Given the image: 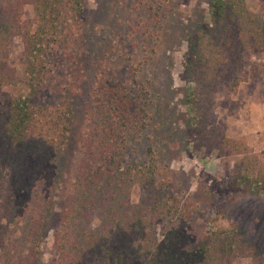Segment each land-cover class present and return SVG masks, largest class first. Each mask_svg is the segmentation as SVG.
Wrapping results in <instances>:
<instances>
[{"label": "trees", "instance_id": "1", "mask_svg": "<svg viewBox=\"0 0 264 264\" xmlns=\"http://www.w3.org/2000/svg\"><path fill=\"white\" fill-rule=\"evenodd\" d=\"M88 1L0 0V90L14 88L0 102V264H40L54 219L57 256L49 264H86L87 258L101 264H229L240 255L264 264L235 221L208 225L195 237L184 223L187 202L164 198L173 195L161 177L168 167L162 111L153 80L140 72L151 56L136 65L131 57L126 64L111 62L119 50L116 38L108 44L97 38ZM125 2L140 8L143 39L154 45L149 38H161L171 0ZM206 3L207 20L186 31L183 76L191 90L184 100L194 113L183 135L188 144L211 150L239 142L219 129L213 107L205 109L198 91L233 90L245 80L240 52L252 36L249 27L264 39V6L251 13L246 0ZM25 4L32 19L21 18ZM111 12L112 6L103 15ZM13 35L23 44L19 74L5 60ZM87 83L76 155L67 168L62 159L78 119L73 97ZM204 102L214 104L208 96ZM255 182L264 192V172ZM133 184L143 190L135 203L128 197ZM221 201L214 208L227 219Z\"/></svg>", "mask_w": 264, "mask_h": 264}, {"label": "rangeland", "instance_id": "2", "mask_svg": "<svg viewBox=\"0 0 264 264\" xmlns=\"http://www.w3.org/2000/svg\"><path fill=\"white\" fill-rule=\"evenodd\" d=\"M135 1L137 0L133 3ZM246 3L251 13L262 10L264 6V0H246ZM88 5L92 10L91 22L97 38L108 41L107 44L116 38L115 46L119 50L113 53H120L118 56H112L111 62L119 65L122 61L126 64L131 57V62L136 65L143 61L146 55L151 56L146 65L141 64L140 72L143 79L153 80V91L162 111L160 137L168 167L164 168L161 177L167 186V193L173 195L168 196L165 193L164 198L180 199V203L187 202V218L184 223L195 237L201 235L208 225L227 227L230 223L228 219H231L238 224L244 238L255 245L258 255L264 257V192L256 187L255 182L256 176L264 172L262 33L249 27L252 36L246 38V45L240 52V73L245 80L233 90L225 87L220 90L214 88L209 95L198 91V99L203 101L205 109L213 107L211 111L219 129L226 137L239 142L237 146L231 147L229 143H223L209 150L205 147L197 148L193 143L188 144L183 135L185 122H189L194 113L192 110L191 115L189 114L191 108L189 109L184 100L186 90L190 89L183 76L186 31L195 29L200 22L207 20L206 0H171L166 19L163 20L165 28L163 27L162 36L157 40L153 34L149 40L156 43L149 46H146L143 39L145 20L143 21V16L138 13L141 12L140 8L128 6L125 0H89ZM111 6L112 14L103 15V11ZM22 9V19L29 20L34 17L30 4H25ZM23 57L21 38L17 35L11 36L5 57L8 67L16 69L19 74ZM89 88L87 83L83 92L73 97L78 119L62 159L65 167L76 155V134L84 117ZM13 91L14 88L10 86L2 88L0 102ZM207 96L210 99L212 97L213 105L205 104ZM131 157L128 156L127 159ZM248 164L253 167H247ZM232 182H235L236 186H233ZM130 188L129 201L135 203L140 199L143 190L134 184ZM218 199H223L221 205L228 211L227 219H221L214 208ZM1 202L3 199H0ZM56 225L57 221L54 219L41 243L40 264H49L57 256L53 246V231ZM93 259L87 258L86 264H101L98 258ZM229 264L254 262L251 258L240 255L234 257Z\"/></svg>", "mask_w": 264, "mask_h": 264}]
</instances>
